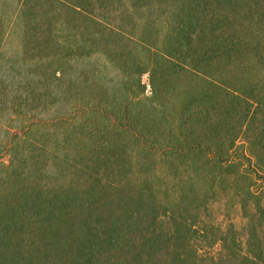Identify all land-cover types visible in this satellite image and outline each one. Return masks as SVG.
<instances>
[{"label": "trees", "instance_id": "obj_1", "mask_svg": "<svg viewBox=\"0 0 264 264\" xmlns=\"http://www.w3.org/2000/svg\"><path fill=\"white\" fill-rule=\"evenodd\" d=\"M0 264H264V0H0Z\"/></svg>", "mask_w": 264, "mask_h": 264}, {"label": "rangeland", "instance_id": "obj_2", "mask_svg": "<svg viewBox=\"0 0 264 264\" xmlns=\"http://www.w3.org/2000/svg\"><path fill=\"white\" fill-rule=\"evenodd\" d=\"M11 42H9L7 45H6V48L8 49L9 47H15L16 46V41L15 39L14 40H9ZM141 80L142 82L146 85V92L149 93V89H150V86H149V81H148V73H144L142 74L141 76Z\"/></svg>", "mask_w": 264, "mask_h": 264}]
</instances>
